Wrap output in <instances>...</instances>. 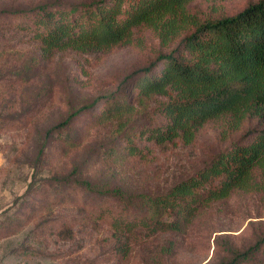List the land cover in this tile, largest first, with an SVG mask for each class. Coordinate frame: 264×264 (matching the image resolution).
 Wrapping results in <instances>:
<instances>
[{
	"label": "rangeland",
	"instance_id": "obj_1",
	"mask_svg": "<svg viewBox=\"0 0 264 264\" xmlns=\"http://www.w3.org/2000/svg\"><path fill=\"white\" fill-rule=\"evenodd\" d=\"M92 1L0 0V264H264L258 168L259 189L232 190L179 230L114 232V217L147 215L138 198L190 176L254 122L226 130L221 120L208 121L189 143L137 138L139 129L166 121L163 97L129 91L131 74L165 51L151 30L137 29L130 43L107 50L46 51L33 36L34 7L69 10ZM255 1L192 0L187 9L203 20ZM110 95L133 105L122 131L115 120L95 121ZM128 140L143 155H122ZM114 187L127 205L98 191Z\"/></svg>",
	"mask_w": 264,
	"mask_h": 264
},
{
	"label": "trees",
	"instance_id": "obj_2",
	"mask_svg": "<svg viewBox=\"0 0 264 264\" xmlns=\"http://www.w3.org/2000/svg\"><path fill=\"white\" fill-rule=\"evenodd\" d=\"M191 1L94 0L69 10L34 7L33 36L46 51L107 50L130 43L137 29L154 33L165 51L131 74L134 81L129 91L137 97H163L160 112L166 121L139 129L137 138L157 145L175 139L189 143L208 121L221 120L226 130L254 122L190 176L165 192L138 198L147 215L114 217L111 226L116 234L135 229L179 230L201 206L235 189L261 187L252 172L255 168L264 172V0L249 3L235 14L203 20L187 9ZM110 97L113 102L95 121L115 120L116 130L122 131L133 105L121 96ZM132 142L128 140L121 154L143 155ZM81 183L85 189H94L86 180ZM98 191L128 203L118 187ZM163 215L170 220L158 217Z\"/></svg>",
	"mask_w": 264,
	"mask_h": 264
}]
</instances>
